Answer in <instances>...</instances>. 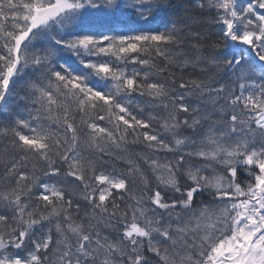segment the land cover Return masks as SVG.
<instances>
[{"label": "snow or ice", "instance_id": "6c2138e0", "mask_svg": "<svg viewBox=\"0 0 264 264\" xmlns=\"http://www.w3.org/2000/svg\"><path fill=\"white\" fill-rule=\"evenodd\" d=\"M0 264H264V0H0Z\"/></svg>", "mask_w": 264, "mask_h": 264}]
</instances>
